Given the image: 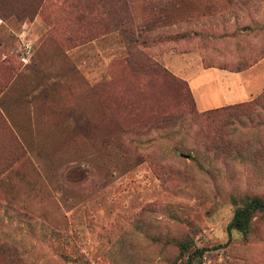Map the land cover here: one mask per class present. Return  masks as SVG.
<instances>
[{"label": "rangeland", "instance_id": "374dc122", "mask_svg": "<svg viewBox=\"0 0 264 264\" xmlns=\"http://www.w3.org/2000/svg\"><path fill=\"white\" fill-rule=\"evenodd\" d=\"M263 91L264 0H0V264H264Z\"/></svg>", "mask_w": 264, "mask_h": 264}, {"label": "trees", "instance_id": "16d2710c", "mask_svg": "<svg viewBox=\"0 0 264 264\" xmlns=\"http://www.w3.org/2000/svg\"><path fill=\"white\" fill-rule=\"evenodd\" d=\"M133 41V39H131ZM142 57L149 62V71L156 77L164 81L174 82L176 84L183 83L182 80L177 79L166 68L160 66L158 63L152 62L148 56L143 52ZM184 99L188 100L189 94L186 92ZM264 106V91L257 97L233 104H226L220 107L208 109L202 112H194L198 118L208 121L209 128L212 133L210 140L203 142L205 148H240V145L234 141L238 125H245L247 120H252V116L259 112L260 107ZM163 121L175 116L170 112L163 113ZM227 135V136H226ZM209 137L208 135L206 138ZM210 138V137H209ZM256 211L264 212V199L261 197H251L244 206L238 207L234 213L231 222L228 224V230L231 233L233 229L240 232L247 233L251 229L253 215ZM183 249L187 251L188 246L183 244ZM205 248L196 249L189 254V258L185 264H192L193 259L203 255ZM9 251L11 254H18V248L10 246L6 242L0 243V252Z\"/></svg>", "mask_w": 264, "mask_h": 264}, {"label": "crops", "instance_id": "0c3cea01", "mask_svg": "<svg viewBox=\"0 0 264 264\" xmlns=\"http://www.w3.org/2000/svg\"><path fill=\"white\" fill-rule=\"evenodd\" d=\"M221 91H222V89H221ZM238 91V90H237ZM237 91H235V93L237 92ZM246 91V90H245ZM216 94H217V91L215 92ZM229 94V93H228ZM229 95H231V94H229ZM222 105V104H221ZM217 106H220V105H217ZM216 106V107H217ZM208 109V108H207Z\"/></svg>", "mask_w": 264, "mask_h": 264}]
</instances>
